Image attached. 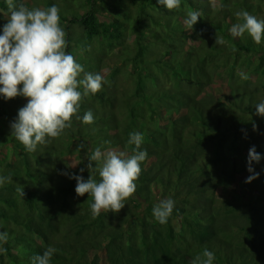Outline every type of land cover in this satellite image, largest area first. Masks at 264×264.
I'll list each match as a JSON object with an SVG mask.
<instances>
[{"label":"trees","instance_id":"16d2710c","mask_svg":"<svg viewBox=\"0 0 264 264\" xmlns=\"http://www.w3.org/2000/svg\"><path fill=\"white\" fill-rule=\"evenodd\" d=\"M16 2L56 5L66 51L105 82L82 99L71 128L34 152L10 129L26 98L0 97V176L12 177L0 185V233L9 237L0 264H32L48 247L51 264H101V254L106 264H192L204 249L213 264H264V117L255 106L264 101V39L230 33L238 11L264 20V0H180L172 11L157 0ZM189 11L200 14L191 29ZM9 15L0 0V34ZM134 132L147 151L137 190L119 213L93 218L91 197L78 196L69 176L88 179L96 148L132 155ZM252 146L262 159L246 183ZM164 199L175 204L160 224L152 209Z\"/></svg>","mask_w":264,"mask_h":264},{"label":"clouds","instance_id":"9594fccd","mask_svg":"<svg viewBox=\"0 0 264 264\" xmlns=\"http://www.w3.org/2000/svg\"><path fill=\"white\" fill-rule=\"evenodd\" d=\"M10 15L0 34V97L12 100L26 98L27 103L18 110L17 117L10 123L11 135L28 152H34L37 145L45 144L46 138H59L66 129L71 128L72 118L76 117L83 98L95 95L105 82L99 73L85 72L75 57L66 51V32L60 24L59 8L56 5L41 9H29L16 0H6ZM169 11L180 8V0H157ZM239 22L232 25L230 33L243 37L245 33L256 44L264 39V20L258 19L246 10L235 13ZM200 18L196 11L187 12L185 24L191 29ZM224 39L216 34V44L223 45ZM235 51V49H233ZM83 76L81 78V74ZM242 79H248L240 73ZM256 114L264 117V101L256 104ZM83 123L94 122L91 110L83 115ZM255 130L256 126L253 125ZM128 145H134L132 155L124 152L108 151L102 153L96 148L90 155L87 180L82 175H70L76 180L75 192L78 196L88 194L93 218L101 212L119 213L125 201L137 190L136 181L141 175V162L147 151L141 150L143 136L139 132L129 134ZM80 144L77 150L83 149ZM262 157L255 146L249 149L247 171L251 173L246 183L259 177L253 162L259 163ZM96 167L93 168L92 162ZM81 173L84 171L80 169ZM98 172L99 179L93 175ZM69 175L68 173H63ZM12 177L0 176V185L11 182ZM17 191L24 196L23 189ZM171 199L161 200L153 206L152 214L160 224H166L174 209ZM8 233H0V242L7 243ZM0 248V253H6ZM56 249L48 247L42 254L32 258V264H51ZM215 255L204 249L196 255L192 264H213Z\"/></svg>","mask_w":264,"mask_h":264},{"label":"rangeland","instance_id":"374dc122","mask_svg":"<svg viewBox=\"0 0 264 264\" xmlns=\"http://www.w3.org/2000/svg\"><path fill=\"white\" fill-rule=\"evenodd\" d=\"M75 5V4H74ZM72 11H70L71 13H75L76 11L74 10V9H71ZM68 11V10H67ZM66 12V11H65ZM221 195H220V197L222 198V199H226V198H228L229 196L227 195V194H225L224 192H221L220 193ZM231 196V195H230ZM101 256V258H102V260H101V264H106V261H105V259H104V256H102V254L100 255Z\"/></svg>","mask_w":264,"mask_h":264}]
</instances>
